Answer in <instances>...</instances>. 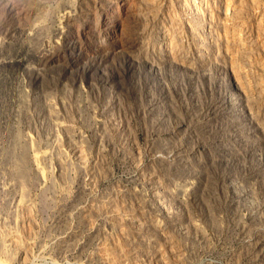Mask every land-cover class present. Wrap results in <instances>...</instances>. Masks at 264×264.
Returning a JSON list of instances; mask_svg holds the SVG:
<instances>
[{
	"label": "rangeland",
	"instance_id": "obj_1",
	"mask_svg": "<svg viewBox=\"0 0 264 264\" xmlns=\"http://www.w3.org/2000/svg\"><path fill=\"white\" fill-rule=\"evenodd\" d=\"M0 264H264V0H0Z\"/></svg>",
	"mask_w": 264,
	"mask_h": 264
}]
</instances>
